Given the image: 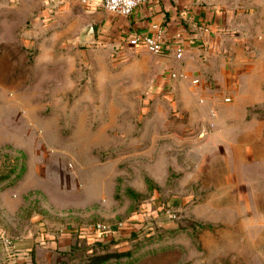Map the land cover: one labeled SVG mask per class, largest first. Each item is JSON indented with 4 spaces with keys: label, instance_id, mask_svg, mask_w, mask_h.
<instances>
[{
    "label": "rangeland",
    "instance_id": "374dc122",
    "mask_svg": "<svg viewBox=\"0 0 264 264\" xmlns=\"http://www.w3.org/2000/svg\"><path fill=\"white\" fill-rule=\"evenodd\" d=\"M34 1L0 0V217L73 224L62 264H264V0H213L224 77L211 53L174 82L146 50L58 36ZM98 221L127 225L80 238Z\"/></svg>",
    "mask_w": 264,
    "mask_h": 264
},
{
    "label": "crops",
    "instance_id": "0c3cea01",
    "mask_svg": "<svg viewBox=\"0 0 264 264\" xmlns=\"http://www.w3.org/2000/svg\"><path fill=\"white\" fill-rule=\"evenodd\" d=\"M22 1L32 6L33 11L38 7L34 0ZM45 1L48 0H41L40 5ZM52 1L58 7L51 19L52 27L58 29V36L62 29L63 36L72 34L81 43V33L86 26L93 25L96 37L86 39L84 44H120L119 47L123 45L127 49L123 57L143 51L131 47L129 39L143 35L158 37L161 34L167 50L171 51L176 46L183 48L187 68L195 65L200 68V62H205L213 54V68H220L216 77H224L226 61L218 62L221 58H217V54L224 48L229 50L230 44L220 33H216L224 26V21L213 0H147L128 17L105 11L104 0ZM48 13L49 10H44L43 16ZM161 58L169 65L168 72L176 70V65L183 62L173 56ZM40 62L49 63L50 59L44 56ZM231 77L235 78L229 72L228 78H225L229 81ZM197 79L200 81V77ZM19 220L10 222V219L0 217V264H62V258L77 249L72 239L74 225L68 224L65 230L60 217H45L40 213L34 214L30 222L21 223Z\"/></svg>",
    "mask_w": 264,
    "mask_h": 264
},
{
    "label": "built area",
    "instance_id": "2783aa9c",
    "mask_svg": "<svg viewBox=\"0 0 264 264\" xmlns=\"http://www.w3.org/2000/svg\"><path fill=\"white\" fill-rule=\"evenodd\" d=\"M147 0H104L103 8L109 13L118 14L124 17H128ZM162 35L158 37L151 36H135L129 39V45L134 48H141L156 56H173L177 61L183 60L184 51L181 46H176L173 50L166 49L165 44L162 41ZM171 82L176 81L181 77L176 70H171L168 74ZM172 85V84H171ZM170 85V86H171ZM127 223L118 222L111 224L103 221L95 222L94 224L85 228L79 229L80 238L87 240L89 243H95L96 241L112 239L115 237L116 232L121 233L125 229ZM9 243V242H8Z\"/></svg>",
    "mask_w": 264,
    "mask_h": 264
},
{
    "label": "water",
    "instance_id": "95a60500",
    "mask_svg": "<svg viewBox=\"0 0 264 264\" xmlns=\"http://www.w3.org/2000/svg\"><path fill=\"white\" fill-rule=\"evenodd\" d=\"M95 37H96L95 27L93 25H88V26H86L84 32H82L81 35H80V40H81L80 44L83 45L84 41L86 39H88V38L95 39Z\"/></svg>",
    "mask_w": 264,
    "mask_h": 264
}]
</instances>
